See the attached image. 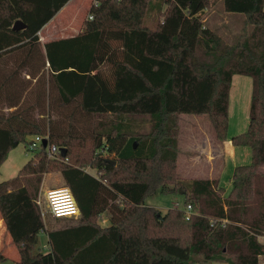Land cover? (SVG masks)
<instances>
[{
    "label": "trees",
    "instance_id": "16d2710c",
    "mask_svg": "<svg viewBox=\"0 0 264 264\" xmlns=\"http://www.w3.org/2000/svg\"><path fill=\"white\" fill-rule=\"evenodd\" d=\"M69 1L0 0V168L19 144L47 139L17 175L0 181V217L16 264H260L264 0H94L80 33L42 43L39 32ZM217 6L243 15L235 42L207 23ZM17 20L26 27L14 30ZM23 72L39 83L30 105L22 98ZM236 74L253 86L248 129L231 141L249 147L252 160L234 169L226 194L218 175L179 174V117L207 115L222 145ZM85 117L90 130L78 134ZM49 145L59 149L55 158ZM51 172L60 173L80 211L56 218L54 228L38 203ZM159 193L181 194L184 208L191 205L189 221L177 213L189 234H128L126 218ZM105 212L109 225L101 226ZM8 259L1 249L0 263Z\"/></svg>",
    "mask_w": 264,
    "mask_h": 264
},
{
    "label": "rangeland",
    "instance_id": "374dc122",
    "mask_svg": "<svg viewBox=\"0 0 264 264\" xmlns=\"http://www.w3.org/2000/svg\"><path fill=\"white\" fill-rule=\"evenodd\" d=\"M94 0H85L77 12L75 13V1L73 3H69V7H67L63 13H61L60 17L54 20L53 29L55 30V38L62 37H71L77 34V30H75L74 26L78 25V28H83L84 21L89 16L90 8L93 4ZM207 23L212 28L216 29L217 32L222 35L228 42H235L239 35L242 32V28L244 26V17L240 14H229L224 12L220 6L209 10L206 14ZM72 23L73 25H69ZM81 28V29H82ZM44 32L40 34V40L43 41ZM18 79L22 82L25 87L22 92V98L25 101L24 105H30L35 103L37 87H39V83H36V80L28 75L27 72H23L19 75ZM18 87V86H17ZM179 122V158H178V171L179 174L183 178H193L195 176L204 177L208 174V170L210 169V163H207V157L203 155L200 159V168H197L190 173L189 168V159L188 153L192 151L191 145L194 143L195 137L192 136L193 131L198 130V134L196 135V139L202 140L203 137L208 138V142L211 145H215L216 141L213 136L212 126L210 124L209 118L207 115L196 116L190 114H182L180 115ZM92 125V120L85 117L84 121L82 120L80 123H77L78 134H87ZM139 128L149 129V122L139 121L137 123ZM232 127H233V118H232ZM203 143V140H202ZM27 146L25 144H19L17 150H13L12 154H16L19 158L13 160L14 165H18L25 158V152ZM248 148V147H247ZM218 154L219 151L217 150ZM32 154V153H31ZM33 155V154H32ZM206 158V160H204ZM251 159V158H250ZM215 160V159H214ZM213 160V161H214ZM217 161L221 160V153L216 157ZM223 160V159H222ZM11 161V159H10ZM218 164V165H217ZM23 167V166H22ZM216 168L220 167L219 163H216ZM202 169L201 172H195L196 170ZM87 171L96 174V170L87 168ZM2 176V173H0ZM3 181V180H0ZM63 179L59 172H51L44 176L42 180V185L38 197V203L46 207V198L44 193L47 189L52 187H65L63 186ZM142 208V209H141ZM184 208V197L180 195L172 196L170 194H156L154 196H149L146 198L144 205L139 207L140 212L134 211L129 217L126 218V229L127 233L134 231L136 234H140L144 231L147 235H163V233L168 232H177L175 234L181 235L183 233V227H189V223L184 222L181 218H178L177 211L174 209L182 210ZM144 213L147 212V216L143 217ZM142 214V215H141ZM80 214L73 218H78ZM143 217V218H142ZM109 213L105 212L102 217L99 219V224L101 226L109 225ZM56 220L47 213L46 215V223L49 227H56ZM177 224V229L167 224ZM2 238V236L0 235ZM48 239V238H47ZM46 241V240H45ZM42 243L43 245L45 244ZM11 243H8L6 238L3 239V249L8 251L9 259L0 263V264H16L17 259V251L16 248ZM201 264V263H194ZM214 264H222V263H214ZM260 264H264V256L260 258Z\"/></svg>",
    "mask_w": 264,
    "mask_h": 264
},
{
    "label": "crops",
    "instance_id": "0c3cea01",
    "mask_svg": "<svg viewBox=\"0 0 264 264\" xmlns=\"http://www.w3.org/2000/svg\"><path fill=\"white\" fill-rule=\"evenodd\" d=\"M75 1V13L79 9V7L82 4H85V0H71L69 1L59 12L58 14L50 21L48 22L40 31V34L44 32L43 35V41L42 43L60 39L55 38V30L53 29V23L54 20H56L58 17H60L61 13L69 7L71 3ZM70 3V4H69ZM69 4V5H68ZM70 26L73 25L72 23L69 24ZM75 30H77V34L80 33L83 28L81 29L80 26L78 28V25L74 26ZM76 34V35H77ZM66 38V37H62ZM252 86L253 81L251 77L244 76V75H234L232 79V85L230 90V102H229V133H228V139L222 144H213L211 145L208 142L207 137H203V143L202 140L196 139V135L198 134V130L193 131L192 136L195 137L194 143L191 145L192 151L188 153L189 159V168L190 173H192L196 166L197 168H200V159L205 155L207 157V163H210V169L208 170V174L204 177H198L195 176L193 178H216L217 175L220 179V186L223 187L226 190V194H228L232 189V176L234 169L239 165H247L252 160V153L251 149L248 147H235L232 144V137L234 135H237L239 133H242L248 129L249 121H250V106H251V98H252ZM232 118H233V127H232ZM21 145V144H20ZM19 146V145H18ZM18 146L16 148H18ZM13 150H17V149ZM25 158L22 162H20L18 165H14L13 160L19 158L16 154H12V151L9 153L8 159L3 163V165L0 168V173H2V176L0 175V180H6L8 178L14 177L18 174L19 170L22 168V166L32 157L31 152L29 151L28 147L25 148ZM219 151L221 153V160L217 161L216 157L219 156V153L217 154L216 151ZM251 158V159H250ZM11 159V161H10ZM215 159V160H214ZM223 159V160H222ZM206 160V158L204 159ZM214 160V161H213ZM216 163L220 164L219 168H216ZM218 165V164H217ZM262 172H264V166L260 169ZM202 169L196 170L195 172H201ZM178 212H182L179 209H174ZM46 220V218H45ZM171 225L172 227L177 229V224H167L168 227ZM183 227V233L181 235L187 236L189 234V227ZM128 234H135V233H128ZM168 234V233H163ZM0 250L3 249V239L6 238L8 240V243H11L10 236L6 233V228L3 223L2 218L0 217ZM42 243H47V235L42 234L41 235ZM44 244V245H45ZM12 246V245H11ZM17 251V250H16ZM8 252V251H6ZM18 258V254H17Z\"/></svg>",
    "mask_w": 264,
    "mask_h": 264
},
{
    "label": "built area",
    "instance_id": "2783aa9c",
    "mask_svg": "<svg viewBox=\"0 0 264 264\" xmlns=\"http://www.w3.org/2000/svg\"><path fill=\"white\" fill-rule=\"evenodd\" d=\"M88 18L92 19L93 16L89 15ZM44 139V137L40 136L32 137V142L27 146L29 151L32 153L33 151L38 150ZM46 152L49 158H55L59 153V149L55 145H49L46 149ZM44 196L46 198V212L54 219L76 217L80 214L76 200L68 187L49 188L45 191ZM181 211H183L182 214L184 219L189 221L192 215L191 205H188ZM256 237L259 242L264 244V232L256 235Z\"/></svg>",
    "mask_w": 264,
    "mask_h": 264
},
{
    "label": "water",
    "instance_id": "95a60500",
    "mask_svg": "<svg viewBox=\"0 0 264 264\" xmlns=\"http://www.w3.org/2000/svg\"><path fill=\"white\" fill-rule=\"evenodd\" d=\"M25 27H26V25L22 21H20V20H17L14 23V25H13V29L14 30H20V29L25 28ZM43 144H44V146H47V139H44ZM134 146L135 147L137 146V143L136 142L134 143ZM62 152H63V154H65V149L62 150ZM113 163L115 164V162H113Z\"/></svg>",
    "mask_w": 264,
    "mask_h": 264
}]
</instances>
